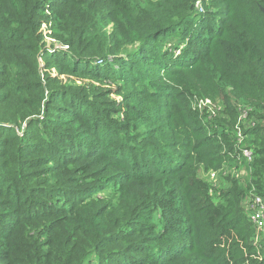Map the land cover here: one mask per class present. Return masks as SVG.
<instances>
[{
	"label": "trees",
	"instance_id": "16d2710c",
	"mask_svg": "<svg viewBox=\"0 0 264 264\" xmlns=\"http://www.w3.org/2000/svg\"><path fill=\"white\" fill-rule=\"evenodd\" d=\"M197 1L0 0V264H264V0Z\"/></svg>",
	"mask_w": 264,
	"mask_h": 264
},
{
	"label": "built area",
	"instance_id": "2783aa9c",
	"mask_svg": "<svg viewBox=\"0 0 264 264\" xmlns=\"http://www.w3.org/2000/svg\"><path fill=\"white\" fill-rule=\"evenodd\" d=\"M201 105H210L209 100H200L198 104L199 108ZM213 113V112H212ZM251 154L250 150L243 149V155L249 157ZM214 174L211 175V178ZM246 213L249 216L250 221L258 231L264 230V196L254 195L247 200Z\"/></svg>",
	"mask_w": 264,
	"mask_h": 264
},
{
	"label": "rangeland",
	"instance_id": "374dc122",
	"mask_svg": "<svg viewBox=\"0 0 264 264\" xmlns=\"http://www.w3.org/2000/svg\"><path fill=\"white\" fill-rule=\"evenodd\" d=\"M206 2H207V0H206ZM196 8H197V11H198L199 13H205V12L207 11V8H206V7L204 8V5H203V3H202V0H198V1H197ZM47 41H51V40L47 38ZM175 52H176V53H179V49H176ZM205 100H208V99H204L203 101H205ZM209 101H210V100H209ZM210 104H211V101H210ZM217 172H220V171H217ZM244 172H245V171H244ZM212 174H214V176H217V175H218L216 172L208 171V172L206 173V178H207V179H208V178L211 179V175H212Z\"/></svg>",
	"mask_w": 264,
	"mask_h": 264
}]
</instances>
